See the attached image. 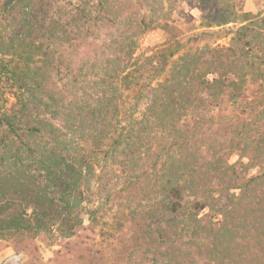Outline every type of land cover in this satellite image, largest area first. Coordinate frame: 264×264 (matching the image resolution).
I'll return each instance as SVG.
<instances>
[{
    "label": "trees",
    "instance_id": "16d2710c",
    "mask_svg": "<svg viewBox=\"0 0 264 264\" xmlns=\"http://www.w3.org/2000/svg\"><path fill=\"white\" fill-rule=\"evenodd\" d=\"M97 1L0 0V232L73 236L115 167L160 198L149 218L167 249L184 246L192 264H264V13L165 0L197 4L206 28L239 27L226 47L142 59L139 38L170 17L164 0ZM104 20L109 43L80 57ZM253 85L261 97L247 102Z\"/></svg>",
    "mask_w": 264,
    "mask_h": 264
},
{
    "label": "rangeland",
    "instance_id": "374dc122",
    "mask_svg": "<svg viewBox=\"0 0 264 264\" xmlns=\"http://www.w3.org/2000/svg\"><path fill=\"white\" fill-rule=\"evenodd\" d=\"M64 1L78 5H83L86 1H89L91 6L98 4L97 0ZM236 1L238 9L243 12L264 13V0ZM163 6L169 9L170 17L161 22L162 26H153L139 38L137 55L142 59L159 54L177 43L188 44L184 51H195L205 46L226 47L232 40V35H228L227 31L239 27L234 24L222 28L204 27L203 14L197 4L192 6L184 1L170 4L164 0ZM95 30L97 37L82 41L80 57L94 56V50L100 49L104 42L110 41L114 31L111 24L105 20L100 21ZM219 30L223 32L214 36L208 35ZM183 52L177 55L175 60L182 56ZM163 78L164 76L160 80ZM259 97L261 93L258 86L248 87L247 102L258 100ZM224 108L225 115L233 112L236 116H248L240 108L230 105H225ZM214 114H219V111L216 110ZM239 160V155L235 154L230 158V163L234 164ZM247 161V158H244L243 162ZM113 170L115 174L109 185L102 186L97 182L93 184L90 196L84 204L83 223L73 236L66 237L58 227L40 233L2 231L0 264H192L193 258H186L184 252H180L184 246L174 244L172 248L167 249L166 245L162 244L163 233L160 238L155 233V230L160 233L162 230L149 218V210L160 198L156 199L152 194L149 198L150 190L145 189L143 182L137 187H127L128 177L120 169L114 167ZM258 174L259 169H252L247 178ZM245 181L246 179L240 180L239 184ZM239 192L236 190L235 193ZM210 215L212 213L205 211L200 218L207 222L212 218ZM214 218L211 221L216 224L222 219L220 216ZM167 252L176 255V258L171 260L166 257Z\"/></svg>",
    "mask_w": 264,
    "mask_h": 264
}]
</instances>
